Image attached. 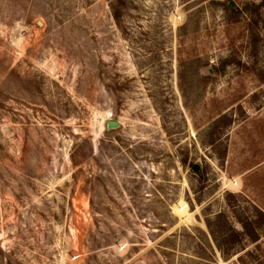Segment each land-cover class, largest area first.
<instances>
[{
  "label": "rangeland",
  "instance_id": "1",
  "mask_svg": "<svg viewBox=\"0 0 264 264\" xmlns=\"http://www.w3.org/2000/svg\"><path fill=\"white\" fill-rule=\"evenodd\" d=\"M255 206L264 0H0V264H256Z\"/></svg>",
  "mask_w": 264,
  "mask_h": 264
},
{
  "label": "trees",
  "instance_id": "2",
  "mask_svg": "<svg viewBox=\"0 0 264 264\" xmlns=\"http://www.w3.org/2000/svg\"><path fill=\"white\" fill-rule=\"evenodd\" d=\"M256 214L245 219H240L244 228V236L247 235L252 241L256 242L259 240L260 234L257 232V227L262 228L264 226V211L259 207L255 206ZM210 226V225H209ZM211 227V226H210ZM212 230V227H211ZM214 233V230H213ZM256 264H264V262L256 261Z\"/></svg>",
  "mask_w": 264,
  "mask_h": 264
},
{
  "label": "water",
  "instance_id": "3",
  "mask_svg": "<svg viewBox=\"0 0 264 264\" xmlns=\"http://www.w3.org/2000/svg\"><path fill=\"white\" fill-rule=\"evenodd\" d=\"M232 5V4H231ZM199 168V166L195 167V170H197Z\"/></svg>",
  "mask_w": 264,
  "mask_h": 264
}]
</instances>
